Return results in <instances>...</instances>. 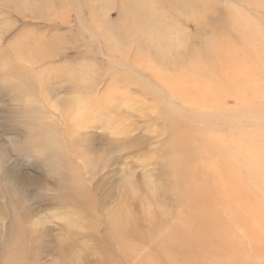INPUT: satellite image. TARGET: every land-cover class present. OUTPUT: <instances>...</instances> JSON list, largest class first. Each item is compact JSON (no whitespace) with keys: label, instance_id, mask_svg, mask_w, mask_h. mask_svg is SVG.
I'll list each match as a JSON object with an SVG mask.
<instances>
[{"label":"rangeland","instance_id":"374dc122","mask_svg":"<svg viewBox=\"0 0 264 264\" xmlns=\"http://www.w3.org/2000/svg\"><path fill=\"white\" fill-rule=\"evenodd\" d=\"M0 264H264V0H0Z\"/></svg>","mask_w":264,"mask_h":264},{"label":"bare ground","instance_id":"6f19581e","mask_svg":"<svg viewBox=\"0 0 264 264\" xmlns=\"http://www.w3.org/2000/svg\"><path fill=\"white\" fill-rule=\"evenodd\" d=\"M26 217V216H25ZM23 220L25 221V220H28V218H23ZM30 230H32V229H30ZM31 233H33V232H31V231H29V234H31ZM169 236V235H168Z\"/></svg>","mask_w":264,"mask_h":264}]
</instances>
